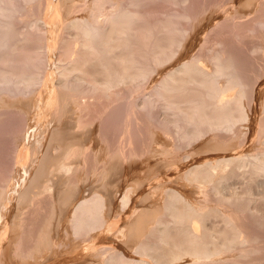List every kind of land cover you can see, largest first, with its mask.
<instances>
[{
	"label": "bare ground",
	"instance_id": "bare-ground-1",
	"mask_svg": "<svg viewBox=\"0 0 264 264\" xmlns=\"http://www.w3.org/2000/svg\"><path fill=\"white\" fill-rule=\"evenodd\" d=\"M32 1L0 0V104L21 120L12 140L21 166L11 167L13 149L7 153L14 171L0 204V264H264V144L244 142L259 132L264 143V114L254 121L259 78L218 38L205 36L191 52L200 29L217 20L210 23L201 12L205 17L195 21L187 0H163L185 3L170 12L146 7L155 0H92L86 14L62 16L56 4L50 15L19 26ZM72 3L64 0L62 10L69 13ZM239 6L231 4L224 15L241 17ZM248 26L264 28V16ZM181 47L192 54L177 56ZM261 49L259 42L249 50ZM213 151L222 152L184 162L191 153ZM34 162L30 176L25 164ZM98 162L106 177L136 175L123 185L137 180V189L114 191L119 177L87 193L66 185L82 163L90 170ZM48 171L68 188L54 186V179L45 184ZM40 178L46 196L42 190L31 196L36 211H27L31 217L25 211L29 223H4L16 194L29 180L40 186ZM44 200L51 211L43 210ZM55 205L59 225L42 223L36 212L53 214Z\"/></svg>",
	"mask_w": 264,
	"mask_h": 264
},
{
	"label": "rangeland",
	"instance_id": "rangeland-1",
	"mask_svg": "<svg viewBox=\"0 0 264 264\" xmlns=\"http://www.w3.org/2000/svg\"><path fill=\"white\" fill-rule=\"evenodd\" d=\"M48 1H49V3H48ZM51 1V2H50ZM54 1V2H53ZM56 0H34V1H32V2H30V3H28L27 5L28 6H26V10H28V14H27V11H24V12H26V14L28 15V16H26V14L25 13H23L24 15H25V17H24V15L23 16H21V14H20V16L23 18H21V17H19L20 19L18 20V22L19 23H21L20 25H19V23H17L19 26H23V24L25 25V24H27L26 22H27V18H29V19H34V18H37V17H45V16H47L48 14L50 15L51 13H53L54 12V10H55V6H56V4H58L59 5V3H60V5L58 6L57 5V7H59V10H61L60 12H61V15L63 16V14H68L69 16H74V15H79V13H80V15H82V13L83 14H86V13H88L89 12V6H90V3H91V1L92 0H76L77 2V4L79 5H75V0H74V2L71 0V5H73L74 7H72L73 9H71V7H70V9L72 10V11H74L75 13H73L71 10H70V12L69 13H67V11H64V10H62V7L64 8V6H63V3H64V0L63 1H61V0H58V2L56 1ZM59 1H61V2H59ZM66 1V0H65ZM90 1V2H89ZM161 2V3H159V2ZM227 1V2H226ZM230 1V2H229ZM237 3H236V2ZM235 1H231V0H187L184 4H178V5H176V4H174L173 5V3H169V2H164L163 0H155L154 1V3H153V1H151V3L149 2V4H146V7L147 8H150V9H156L157 11L158 10H162V11H164V12H167V10H168V12H170V10L171 11H173L172 9L174 8V10H180V9H182V6L184 5V6H186V7H190V11H191V9H192V13H193V11H195L194 13H193V15H198L197 17L195 16V18H196V20L195 21H197V22H199V20L202 18V16H208L207 17V19L210 17L211 18V16L212 15H214V13L216 14V15H214L213 16V19L211 18H209L208 20H209V22L210 23H213V21H214V23L213 24H215V22H216V20H217V23H218V25L216 26V24L215 25H213L212 27L211 26H209V27H206V29H200V32H199V35H198V40L196 39L195 40V43H194V45H193V47H192V49H191V52L193 53V52H196V51H198L199 49H200V47H201V43H203V42H201L202 41V39H204V37L206 36L207 38H208V40H209V38L211 39V40H209L210 42H212V40L214 41V40H216V38H218V39H220V40H222L223 42H224V44L229 48V49H232V51L234 52V53H238L239 55L238 56H240V54H241V56L239 57V59H241V63H243V65H246L247 67V69L249 70V73H252V74H254L256 77H258L257 79H258V87H257V95H256V103H257V106L259 107H257V111H256V113H255V117H256V119L254 120L255 122H257L258 120H257V118L259 119L261 116H262V114H264V75H263V73H264V49H261L262 50V52H260V51H257V53L256 52H253V53H250V50L249 49H251V47L253 46V44L255 45V44H257V43H261L262 45H263V48H264V28H260V27H258V28H255V30L254 29H252L251 31L249 30V26L248 25H251V23L253 22V19H254V17H257V15H261V16H264V0L262 1V0H252L253 1V3L252 4H250V3H247V2H249L250 0H235ZM55 3V4H53V3ZM229 2V3H228ZM235 2V3H234ZM262 4H260V3ZM70 3V2H69ZM158 3V4H157ZM190 3V4H189ZM255 3H256V5H255ZM45 4V5H44ZM50 4H52L51 6H53V7H51L50 6ZM87 5V6H85V5ZM89 4V5H88ZM188 4V5H187ZM231 4L233 5V4H235L236 6L237 5H240L239 6V8H240V10H238V15H239V13L241 12V17H238V16H234V18L235 19H233V17H231V16H227V15H224V9H227L228 7L230 8V6H231ZM81 5H83V6H81ZM176 5V6H175ZM247 5H248V7H247ZM48 6H50V8H48ZM75 6H78V8L77 7H75ZM85 6V7H84ZM108 6V5H107ZM151 6V7H150ZM178 6H180V8L178 7ZM227 6V7H226ZM29 7V8H28ZM46 7V8H45ZM61 7V8H60ZM87 7V8H86ZM157 7H158V9H157ZM176 7V8H175ZM246 7V8H245ZM28 8V9H27ZM75 8V9H74ZM77 8V9H76ZM85 8H86V10H85ZM172 8V9H171ZM218 8V9H217ZM228 8V9H229ZM255 8H256V10H255ZM46 9H48V10H46ZM51 9V10H50ZM65 9V8H64ZM154 9V10H155ZM243 9V10H242ZM261 10V11H259V10ZM247 10H248V12H249V14L247 13ZM252 10V11H251ZM43 11H44V13H43ZM51 11V12H50ZM69 11V10H68ZM88 11V12H87ZM161 11V12H162ZM200 11V12H199ZM206 11V12H205ZM246 12V14L244 15V12ZM256 11V12H255ZM46 12H47V14H46ZM50 12V13H49ZM64 12H66V13H64ZM71 12H72V14H71ZM197 12H199L198 14H196ZM202 12V13H201ZM222 12V13H221ZM251 12V13H250ZM261 12V13H260ZM63 13V14H62ZM204 14V15H199V14ZM258 13V14H257ZM263 13V14H262ZM42 14H44V16H42ZM253 14H255L256 16H254ZM221 15V16H220ZM239 15V16H240ZM243 15V16H242ZM247 15H249V16H247ZM200 16V18H198ZM204 16V17H205ZM251 16H253V19H251L252 17ZM216 17H217V19H216ZM244 17V18H243ZM218 18H219V20H218ZM225 18H227V19H225ZM230 18V19H229ZM249 18V19H248ZM233 19V20H232ZM239 19H242V20H239ZM24 20V21H23ZM245 21V23H244V21ZM21 21V22H20ZM219 21V22H218ZM225 21V22H224ZM227 21V22H226ZM230 21H232V23L230 22ZM234 21V22H233ZM237 21H240V23L239 22H237ZM251 21V22H250ZM25 22V23H24ZM236 22V23H235ZM249 22V23H248ZM220 23V24H219ZM198 24V23H197ZM203 24V23H202ZM245 24H246V26H245ZM201 24H199V26H200ZM212 25V24H211ZM214 26H216L215 28H214ZM205 28V27H204ZM213 28V29H212ZM210 29H211V32H210ZM248 29V30H247ZM208 30V31H207ZM213 31V32H212ZM216 31V32H215ZM202 32V33H201ZM200 34H201V36H200ZM203 36V37H202ZM211 36V37H210ZM220 37V38H219ZM205 40V39H204ZM227 43H226V42ZM201 42V43H200ZM199 43V44H198ZM211 44V43H210ZM200 45V46H199ZM197 46H199L198 48H196V50L194 49L195 47H197ZM232 47V48H231ZM250 47V48H249ZM188 50H190L189 48H187ZM193 49L195 50V51H193ZM198 49V50H197ZM248 49V50H247ZM188 50H186V49H183V47H181L180 48V50L178 51V54H177V56H183L184 54H185V56H187L186 54H188V56H190L192 53L190 52V51H188ZM237 50H240V52L239 51H237ZM185 51V52H184ZM189 52V53H188ZM261 54H260V53ZM180 53V54H179ZM246 53V54H245ZM243 54V55H242ZM247 56V57H246ZM254 56V57H253ZM257 56H259V57H257ZM247 58V59H246ZM256 58H258V59H256ZM261 58H263V59H261ZM244 59H245V61H247V63L246 62H244ZM250 59V60H249ZM254 59V60H253ZM263 60V61H262ZM243 61V62H242ZM262 61V62H261ZM257 62H259V64L257 63ZM260 62H261V64H260ZM249 65V66H248ZM252 65V66H251ZM263 65V66H262ZM253 67V68H251V67ZM261 66V67H260ZM251 68V69H250ZM253 69V70H252ZM261 70V71H260ZM262 74H261V73ZM257 73V74H256ZM262 95V96H261ZM3 97L6 99L7 98V95H3ZM6 103H4V106L6 107V105H5ZM4 106L3 105H1L0 104V112L2 113L3 112V114H1L0 113V118H1V120H2V117H3V120L1 121L0 120V204L5 200L6 201V196H7V190H8V184L10 185V183L12 182V178L11 179H9L10 177H12L10 174H12L13 172H11V171H14V169H15V166H14V164L16 165V167L19 165V166H21L20 164H19V161L17 162L16 161V158H15V152H14V150L15 149H13V141H14V137H15V135H13L15 132V134H17V128H18V126H19V124H18V121L20 122L21 120H20V118L18 119L17 117H20V116H18L19 114H17V113H15L9 106H7L6 108H4ZM3 107V109H1ZM11 109V111H10V109ZM258 109H259V113H258ZM263 110V111H262ZM9 113H11V114H9ZM11 115H13V116H11ZM11 117V118H10ZM5 118V119H4ZM15 118H17V119H15ZM14 119V120H13ZM16 120V121H15ZM257 120V121H256ZM3 122V123H2ZM10 123H12V124H10ZM15 123H17V124H15ZM10 124V125H9ZM15 124V125H14ZM13 125V126H12ZM8 126V127H7ZM10 126H11V128H10ZM240 126H242V128L244 127V128H246V126H247V123H243L242 125H240ZM15 127H16V129H15ZM243 128V129H244ZM11 129H12V132H11ZM242 129V130H243ZM15 130V131H14ZM6 131V132H5ZM10 132V133H9ZM5 133V134H4ZM9 134V135H8ZM264 132L262 133V139L264 140ZM1 135H3L5 138H3V136H1ZM8 135V136H7ZM258 135H259V132L258 133H252V138H250V139H246V141H244L245 142V145L246 146H250L253 142L252 141H256L255 143H259V144H261V145H263L264 143L262 142V140H257V138L256 137H258ZM13 137V138H12ZM11 138V139H10ZM259 138V137H258ZM261 139V138H260ZM13 140V141H12ZM5 141V142H4ZM4 143V144H2V146H1V143ZM9 142V143H8ZM7 143V144H6ZM247 143V144H246ZM5 145H7V148H8V150H7V148H4V146ZM9 146V147H8ZM6 147V146H5ZM10 149V150H9ZM11 149H13L12 150V152H11ZM192 148L190 147V148H188V150L189 151H192L191 150ZM4 150V151H3ZM7 151V152H6ZM9 152V154H10V152H11V154H13V156H14V159H13V161L12 162H14L13 164L11 163V158H10V155L8 156V153ZM217 152V151H216ZM216 152L215 151H213V152H210V153H212V154H207V153H205V154H202L201 153V155H198V154H200V153H198V152H195V154H197V156L195 157L194 155H193V153H194V151H193V153H191V155H190V157H186V159L184 160V162H185V164H188V163H191L192 161H194L192 158H200L199 160H198V162L200 161V160H202V159H204V157L206 156H208V157H211L212 155H214V156H216V155H218V154H220L219 152H217V154H216ZM6 154V155H5ZM216 154V155H215ZM193 155V156H192ZM204 155V156H203ZM2 156V157H1ZM12 156V155H11ZM6 157H7V159H6ZM205 157V158H206ZM13 158V157H12ZM6 159V160H5ZM192 159V160H191ZM5 160V161H4ZM191 161V162H190ZM4 162V163H3ZM7 162V163H6ZM188 162V163H187ZM18 163V164H17ZM22 163V162H21ZM99 163L101 164V162H98L97 164H98V166H97V164L96 165H94V166H96L95 168L97 169H95L94 170V166H92L91 168H90V170H89V168H87L88 167V165L87 164H89V163H87V164H84V163H82L81 164V168H78V171H80V169H81V171L80 172H78L77 171V173H78V175H77V173H70L71 174V177H73V175H74V177H73V179L71 178V177H68V176H70V174L67 176V178L66 179H68V181H66V179H63L62 178V180H61V182H63V183H61V182H59V178H61V176H59L58 178H56L57 176H56V174H54V172H57V171H59L57 168L58 167H56V169H55V166H58V165H53V168H51L50 167V165L48 166L49 168V170L51 171H53L54 169V172H53V175H52V172L50 173L49 171V175L51 176H46V175H42L41 177L42 178H48V179H42V178H40V180L42 181V183H41V187L40 186H38L39 184H37L38 182H36L35 183V185L33 184V182L31 181L33 178H30L31 180H29L28 181V184H27V186L31 183V188H33V190H31V191H33L32 193H28V194H26V195H23V190L25 189V187H27V186H24V188H23V190H22V192L20 191L19 193L20 194H16V196H15V198L12 200V204L14 205H12L11 203H9V207H10V209H9V212H10V215H9V213H8V215H7V217H6V220H4V223L5 222H7V223H12L13 221V223H20L21 222V220L22 219H26L27 220V216H26V218H24L25 216H24V213H25V211H26V213H28V215L30 214V212L31 213H33V211L35 212L36 210H34L35 209V205L34 204H32V203H35V202H33L34 200H32L33 198H37V195H39V196H41V190H42V192H44L45 190V188H43V186L45 185V184H48V185H50V184H52V181H53V179H54V181H53V185L55 186V183L56 184H59V188L60 189H62V190H64L65 189V187L66 188H68L66 185H68L67 183H69V185L70 184H72V183H74L75 185H78L79 186V189H80V191L82 190L84 193L86 192H89V191H91V190H93V187L95 186L96 188H94V189H97V188H100V187H102L103 186V184H104V180H106L107 179V181H105V183L106 182H108L109 181V183H111V185H113L114 183H115V185L117 184H119L118 186H116V187H114V186H111L110 185V187L111 188H113L114 187V191H115V189L116 188H118V189H120V187H122V185L125 183L126 184V182H129V184L133 181L134 182V178H136L135 176H134V174H130V175H126L125 173H124V171H120V173L118 174V173H114V175L113 174H111V175H108V176H110V177H106V172H103L100 168H98L99 166L101 167V168H105V166H104V163L102 162V165H99ZM4 164H6L7 165V167H6V165H4ZM9 164V165H8ZM11 164H12V166H11ZM28 164V165H27ZM38 167V164H36V162H34V163H26L25 165H27V171L29 172V170H28V168H30L31 169V171H30V176H34V173H33V170H34V172L36 171L34 168H37L35 165ZM83 164H84V168L87 170H89V172H87L88 174H92L93 172L96 174L97 172L96 171H98V169L99 170H101V171H98V173L99 172H101V175L100 174H96V176L94 175H88L83 169ZM4 165V167L3 168H5V169H3L2 168V166ZM24 165V166H25ZM32 165V167H30ZM34 165V166H33ZM52 165V164H51ZM74 168H76V164H71ZM13 167L12 169L13 170H11L10 168L11 167ZM85 166H87V167H85ZM89 166H91L90 164H89ZM9 167V168H8ZM8 169V170H7ZM9 169H10V172H8L9 171ZM7 170V173L5 172ZM92 170H94V171H92ZM3 171H4V173H3ZM74 171V170H73ZM72 171V172H73ZM1 172L3 173V174H1ZM33 173V175H31L32 173ZM83 172H85L84 173V175H83ZM7 175H6V174ZM9 173V174H8ZM80 173V174H79ZM102 173L104 174L105 173V177H103V179H102ZM125 174V176L123 175V174ZM3 175V176H2ZM6 177H5V176ZM87 175V176H86ZM101 177H100V176ZM116 175H118V176H116ZM8 176V177H7ZM56 176V177H55ZM112 176H114V177H112ZM123 176H124V178H123ZM127 176V179L125 178ZM131 177L132 178V176H133V179H132V181H131V178H129V177ZM55 177V178H54ZM117 177V178H116ZM118 177H119V179L122 181H119V179H118ZM51 178V179H50ZM76 178V179H75ZM81 178V179H80ZM105 178V179H104ZM110 178V180H113V182L116 180V179H118V180H116L114 183L113 182H111L110 180H108ZM113 178V179H112ZM114 178H116L115 180H114ZM50 179V180H49ZM79 179V180H78ZM88 179V180H87ZM97 179V180H96ZM128 179H129V181H128ZM11 180V181H10ZM39 180V183L41 182ZM44 180H45V184H44ZM56 180H58V181H56ZM63 180H65L66 181V185H65V181H63ZM76 180V182H78V184H76V182H74ZM87 180V181H86ZM126 180V181H125ZM164 180V179H163ZM31 181V182H30ZM51 181V182H50ZM119 181V182H118ZM131 181V182H130ZM136 181L137 180H135V183H134V185L136 184ZM10 182V183H9ZM58 182V183H57ZM2 183V184H1ZM4 183V184H3ZM96 183V184H95ZM100 183H102L100 186H99V184ZM109 183H108V185H109ZM113 183V184H112ZM37 184V185H36ZM64 186H63V185ZM84 184H86V185H84ZM91 184V185H90ZM95 184V185H94ZM121 184V185H120ZM129 184H128V186H129ZM68 185V186H69ZM75 185H73V186H75ZM90 185V186H89ZM93 185V186H92ZM107 185V186H108ZM134 185H131V187H130V189L131 190H134V189H137L136 187H137V185L134 187ZM234 185L235 186H237V187H239V182H234ZM35 186H37V187H35ZM46 186V185H45ZM44 186V187H45ZM53 186V187H54ZM70 186H72V185H70ZM69 186V187H70ZM85 186V187H84ZM92 186V188H90ZM98 186V187H97ZM128 186H125L126 188H129ZM40 188V190H39V188ZM56 187H58V185L56 186ZM56 187H55V190H58V189H56ZM64 187V188H63ZM77 187V186H76ZM124 187V185H123V187L120 189V191L121 192H123V191H125L126 190V188ZM145 187H148V188H145V189H151V187H149V186H145ZM34 188H37V190H35ZM41 188H43V189H41ZM78 188V187H77ZM86 188V189H85ZM90 188V189H89ZM125 188V189H124ZM118 189H116V190H118ZM153 189V188H152ZM35 190V191H34ZM37 191V192H36ZM81 191V192H82ZM119 191V192H120ZM34 192H36V194L34 193ZM40 194H39V193ZM118 192V193H119ZM21 193H22V196H21ZM45 193L46 192H44V195L42 194V196H46L45 195ZM48 193V192H47ZM32 194V195H31ZM18 195V196H17ZM34 195V196H33ZM35 195H36V197H35ZM48 195V194H47ZM30 196V197H29ZM31 196H32V199H31ZM38 196V197H39ZM19 197H20V200H19ZM24 197H25V199H24ZM29 197V198H28ZM22 198V199H21ZM53 198V197H52ZM17 199V200H16ZM46 199V198H45ZM49 199V198H48ZM25 200V201H24ZM18 201V202H17ZM21 201H23V202H21ZM31 201H32V203H31ZM50 203V205H51V203H56V202H53V201H55V200H53V199H49L48 200ZM48 201H47V203H46V201L44 200V202H45V204L43 203V205H42V202H41V205L42 206H44V207H42L43 208V210H44V208H46L45 209V211L46 210H50V209H53V208H51V206L49 207L50 209H48V207L46 206L45 207V205H47L48 204ZM26 202V203H25ZM18 203H20V204H18ZM4 204V206H5V203H3ZM11 204V205H10ZM18 204V205H17ZM32 204V205H31ZM34 205V206H33ZM26 206V207H25ZM16 207V208H15ZM13 208H15V209H13ZM17 208H19V209H17ZM56 208H58L57 207V205H55V210H52L53 212L55 211V213H51L50 211L48 212V214L49 215H51V216H48V214L46 213V212H44L41 208H39V210L41 209L42 211H38V212H36V213H40V215L42 216V223L44 222V223H47V220H48V222L50 221L51 223H53V221H54V223H55V221H57L56 223L58 224V223H60L59 222V210H60V207L58 208V210L56 209ZM4 210V209H3ZM10 210H12V211H10ZM27 211H30V212H27ZM12 212V213H11ZM42 212V213H41ZM21 213H23V216H22V214ZM46 213V214H45ZM51 213V214H50ZM36 215V214H35ZM54 215V216H53ZM16 216V217H15ZM20 216H22V217H20ZM32 215L30 214V217H31ZM37 216V215H36ZM34 217V215H33V217H34V220H35V218H37V217ZM40 216V217H41ZM57 216V217H56ZM33 217H32V219H33ZM39 217V216H38ZM40 217L38 218V219H40ZM55 219H53V218ZM10 218V219H9ZM13 218V219H12ZM44 218V219H43ZM58 218V219H57ZM29 219V218H28ZM31 219V218H30ZM31 219V220H32ZM47 219V220H46ZM20 220V221H19ZM23 220V222L22 223H29V221L27 220V222L26 221H24ZM53 220V221H52ZM39 220H36L35 222H37V223H41V220H40V222H38ZM32 222V221H31ZM34 222V221H33ZM34 222V223H35ZM61 224H63L62 222H61ZM59 225V224H58ZM105 241V242H104ZM103 242L104 243H109L111 240L110 239H108V240H104Z\"/></svg>",
	"mask_w": 264,
	"mask_h": 264
}]
</instances>
